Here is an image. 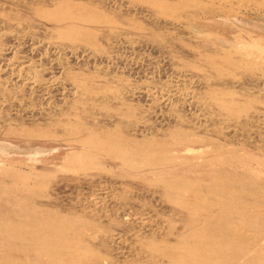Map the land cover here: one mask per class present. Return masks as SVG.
<instances>
[{
	"label": "rangeland",
	"instance_id": "1",
	"mask_svg": "<svg viewBox=\"0 0 264 264\" xmlns=\"http://www.w3.org/2000/svg\"><path fill=\"white\" fill-rule=\"evenodd\" d=\"M0 35V264H167L227 221L262 236L233 210H264V73L247 58L264 0H0ZM179 137L196 151L168 158Z\"/></svg>",
	"mask_w": 264,
	"mask_h": 264
},
{
	"label": "bare ground",
	"instance_id": "2",
	"mask_svg": "<svg viewBox=\"0 0 264 264\" xmlns=\"http://www.w3.org/2000/svg\"><path fill=\"white\" fill-rule=\"evenodd\" d=\"M12 1V0H11ZM22 1V0H21ZM55 1V0H54ZM60 1V0H59ZM104 1V0H103ZM113 1V0H112ZM152 1V0H151ZM175 1V0H174ZM182 1V0H181ZM228 1V0H227ZM64 2V1H63ZM187 2V1H186ZM36 3V2H35ZM57 3V2H56ZM71 3V2H70ZM69 3V5H70ZM214 3V2H213ZM220 3V2H219ZM227 3V2H226ZM40 4V3H39ZM194 4V3H193ZM47 5V4H46ZM85 5V4H83ZM88 5V4H87ZM181 5V4H180ZM179 5V6H180ZM195 5V4H194ZM226 5V4H225ZM231 5V4H230ZM61 6V5H60ZM79 6V5H78ZM76 6V7H78ZM98 6V5H97ZM110 6V5H109ZM196 6V5H195ZM202 6V5H201ZM208 6V5H207ZM65 7V6H64ZM73 7V6H71ZM74 7V8H76ZM13 8V7H12ZM23 8V6H22ZM40 8V7H38ZM52 8V7H51ZM190 8V7H189ZM205 8V7H204ZM213 8V7H212ZM16 9V8H15ZM37 9V8H35ZM67 9V8H66ZM70 9V8H69ZM82 9V8H81ZM86 9V8H85ZM89 9V7H88ZM87 9V11H89ZM184 9V8H182ZM211 9V7H210ZM215 9V8H214ZM227 9V8H226ZM232 9V8H231ZM22 10V9H21ZM34 10V9H33ZM60 10V9H59ZM115 10V9H114ZM37 11V10H36ZM56 11V10H55ZM90 11H93V10H90ZM95 11V10H94ZM93 11V12H94ZM234 11V10H233ZM29 12V11H27ZM77 12V11H76ZM182 12H184L182 10ZM9 13V12H7ZM24 13V12H23ZM45 13V12H44ZM43 13V14H44ZM60 13V12H59ZM97 13V12H96ZM179 13V12H178ZM186 13V12H185ZM36 14V13H35ZM47 14V13H45ZM55 14V13H54ZM37 15V14H36ZM108 15V14H107ZM101 19H102V16H100ZM40 18V17H39ZM58 18V17H57ZM97 18V17H96ZM43 19V18H42ZM59 19V18H58ZM57 19V20H58ZM100 19V18H98ZM97 19V20H98ZM110 19V18H109ZM108 19V20H109ZM45 20V19H44ZM104 20V19H103ZM102 20V21H103ZM112 20V19H110ZM127 20V19H126ZM47 21V20H46ZM99 21V20H98ZM231 21V20H230ZM31 24V23H30ZM117 24V23H116ZM115 24V25H116ZM121 24V23H120ZM117 26V25H116ZM119 26V25H118ZM48 29V28H47ZM111 29V28H110ZM113 31V30H112ZM115 31V30H114ZM47 32V31H46ZM92 32V31H91ZM172 32V31H171ZM7 33V32H6ZM18 33V31H17ZM21 34V33H20ZM22 35V34H21ZM1 36V35H0ZM31 36V35H30ZM104 36V35H103ZM123 36V35H122ZM59 37V36H58ZM126 37V36H125ZM93 38V37H91ZM85 39V38H83ZM20 40V39H19ZM43 40V39H42ZM48 40V39H47ZM94 40V39H93ZM22 41V40H21ZM65 41V40H64ZM86 41V40H85ZM96 41H97V38H96ZM153 41V40H152ZM72 42V41H71ZM65 43V42H64ZM4 44V43H3ZM6 44V43H5ZM41 44V43H40ZM44 44V43H43ZM63 44V42H62ZM9 45V44H8ZM48 45V44H47ZM56 45V44H55ZM54 45V46H55ZM73 45V44H72ZM121 45V44H120ZM79 46V45H78ZM90 46V45H89ZM93 46V45H92ZM158 46V45H157ZM231 46V45H230ZM12 47V46H11ZM23 47V46H22ZM72 47V46H71ZM77 47V46H76ZM250 47V46H249ZM20 48V47H19ZM35 48V47H34ZM96 48V47H95ZM3 49V48H2ZM22 49V48H21ZM88 49V48H87ZM94 49V48H93ZM98 49V48H97ZM198 49V48H197ZM239 49V48H238ZM241 49V47H240ZM20 50V49H19ZM99 50V49H98ZM235 50V49H234ZM244 50V49H243ZM246 50V49H245ZM248 50V49H247ZM246 50V51H247ZM142 51V50H141ZM242 51V50H241ZM9 52V51H8ZM70 52V51H69ZM243 52V51H242ZM242 52H239V53H242ZM3 53V52H2ZM11 53V52H10ZM45 53V52H44ZM236 53V52H235ZM238 53V54H239ZM251 53V52H250ZM14 54V53H13ZM224 54V53H223ZM60 55V54H59ZM75 55V54H74ZM139 55V54H138ZM226 55V54H225ZM224 55V56H225ZM240 55V54H239ZM27 56V55H26ZM67 56V55H66ZM76 56V55H75ZM214 56V55H213ZM223 56V55H222ZM94 57V56H93ZM100 57V56H99ZM82 58V57H81ZM247 58L249 59L250 62L254 63V66L257 68L256 70H258L260 73H264V54H248L247 55ZM210 59V58H209ZM208 59V60H209ZM14 60H17V59H14ZM54 60V59H53ZM107 60V59H106ZM143 60V59H142ZM211 60V59H210ZM215 60V59H214ZM12 61V60H11ZM95 61V60H94ZM213 61V60H211ZM218 62V60H215ZM221 61V60H220ZM219 61V62H220ZM139 62V61H138ZM142 62V61H140ZM225 62V61H224ZM237 62V61H236ZM208 63V62H207ZM221 63V62H220ZM226 63V62H225ZM234 63V62H232ZM231 63V64H232ZM251 63V64H252ZM57 64V63H56ZM107 64V63H106ZM186 64V63H185ZM210 64V63H208ZM228 64V63H227ZM240 64V63H239ZM250 64V65H251ZM24 66V65H23ZM68 66V65H67ZM210 66V65H209ZM224 66V65H223ZM229 66V65H227ZM252 66V65H251ZM99 67V66H98ZM108 67V65H107ZM198 67V66H197ZM232 67V66H230ZM241 67V66H240ZM239 67V68H240ZM127 68V67H126ZM213 68V67H212ZM234 68V67H233ZM242 68V67H241ZM109 69V68H108ZM5 70V69H4ZM40 70V69H39ZM68 70V69H67ZM2 71H3V68H2ZM18 71V70H17ZM16 71V72H17ZM14 72V71H13ZM19 72V71H18ZM48 72V71H47ZM78 72V71H77ZM117 72V71H116ZM3 74V73H2ZM199 74V73H198ZM22 75V74H20ZM26 75V74H25ZM59 75V74H58ZM207 75V74H206ZM209 75V74H208ZM211 75V74H210ZM17 76V75H16ZM127 76V75H126ZM263 76V75H262ZM213 77V76H212ZM224 77V76H223ZM3 78V77H2ZM18 78V77H17ZM16 78V79H17ZM20 78V76H19ZM18 78V79H19ZM38 78V77H37ZM130 78V77H129ZM53 79V78H52ZM193 79V78H192ZM208 78H206L207 80ZM131 80V79H130ZM3 81V80H2ZM24 81V80H22ZM29 82V80H28ZM26 81V83H28ZM36 82V81H35ZM31 83V81H30ZM152 84V83H151ZM91 85V84H90ZM123 85V84H122ZM25 86V85H24ZM63 86V85H62ZM96 86V85H95ZM143 86V85H142ZM6 87V86H5ZM27 87V86H26ZM78 87V85H77ZM118 87V86H117ZM264 87V86H263ZM64 88V87H63ZM147 88V87H146ZM157 88V87H156ZM169 88V87H168ZM77 89V88H76ZM130 89V88H129ZM158 89V88H157ZM163 89V88H161ZM229 89V88H228ZM23 91V90H22ZM76 91V90H75ZM96 91V90H95ZM117 92V91H116ZM165 92V91H164ZM163 92V93H164ZM243 92V91H242ZM50 94V93H49ZM64 94V93H63ZM118 94V93H117ZM120 94V92H119ZM128 94V93H127ZM143 94V93H142ZM184 94V93H183ZM144 95V94H143ZM156 95V94H155ZM163 95V94H162ZM222 95V94H221ZM18 96V95H17ZM220 96V95H219ZM9 97V96H8ZM155 97V96H154ZM22 99V98H21ZM25 99V98H23ZM107 100V99H106ZM159 100H162V99H159ZM33 102V101H32ZM212 102V101H211ZM20 103V101H19ZM184 103V102H183ZM41 104V103H40ZM111 104V103H110ZM206 104V103H205ZM219 105V104H218ZM260 105V104H259ZM73 106V105H72ZM165 106V105H164ZM41 107V106H40ZM39 107V108H40ZM44 109V108H43ZM115 109V108H114ZM210 110V109H209ZM261 110V109H260ZM127 111V110H126ZM129 111V110H128ZM258 111V110H257ZM264 111V110H263ZM19 113V112H18ZM26 114V113H25ZM87 114V113H86ZM174 114V113H173ZM260 114V113H259ZM90 115V114H89ZM112 115V114H111ZM128 115V113H127ZM131 115V114H130ZM134 115V114H133ZM186 115V114H185ZM235 115V114H233ZM23 116V115H22ZM123 116V115H122ZM129 116V115H128ZM135 116V115H134ZM126 117V116H125ZM246 117V116H245ZM264 117V116H262ZM118 118V117H117ZM120 118V117H119ZM214 118V117H213ZM121 119V118H120ZM206 119V118H205ZM91 120V119H90ZM194 120V119H193ZM89 121V120H88ZM4 122V121H3ZM92 122V121H91ZM67 124V123H66ZM75 124V123H74ZM84 124V123H83ZM99 124V123H98ZM130 124V123H129ZM256 124V123H255ZM81 126H82V123H81ZM131 126V125H130ZM138 126V125H137ZM10 127V126H9ZM178 127V126H177ZM234 127V126H233ZM130 128V127H129ZM129 130V129H128ZM85 131V130H84ZM88 131V130H87ZM258 131V130H257ZM75 132V131H74ZM82 132V131H81ZM91 132V130H90ZM99 132V131H98ZM115 132V131H114ZM137 132V131H136ZM69 133V132H67ZM84 133V132H83ZM110 133V132H109ZM108 133V134H109ZM35 134V133H34ZM85 134V133H84ZM91 134V133H90ZM94 134V133H93ZM96 134V133H95ZM45 135V134H43ZM111 135V134H110ZM109 135V136H110ZM163 135V134H162ZM54 136V135H53ZM71 136V135H70ZM103 136V135H102ZM106 136V135H104ZM147 136V135H146ZM154 136V135H153ZM88 137V136H86ZM116 137V136H115ZM119 137V136H118ZM117 137V138H118ZM16 138V137H15ZM113 138V137H112ZM249 138V137H248ZM71 139V138H70ZM77 139V138H76ZM115 139V138H113ZM202 139V138H201ZM78 140V139H77ZM87 140V139H86ZM109 140V139H108ZM111 140V138H110ZM119 140V139H118ZM83 141V140H82ZM94 141V140H93ZM112 141V140H111ZM145 142V141H144ZM203 142V141H201ZM93 143V142H92ZM96 143V142H95ZM125 143L124 140H121L120 141V145ZM164 143V142H163ZM154 144V143H153ZM193 142L192 141H189L187 140V138H182V137H179L175 142H173L172 144H169L167 145V148H166V151H168L166 154L168 156V158H170L171 156L174 155V157H172V159H178L180 158V153L182 152H187V151H196L193 149ZM201 144V143H200ZM112 145V144H111ZM126 145H127V142H126ZM199 144L197 143L196 146H198ZM215 145V144H214ZM213 144H208V146H211L213 147V149L215 148ZM15 146V145H14ZM85 146V145H84ZM109 146V145H108ZM107 146V147H108ZM113 146V145H112ZM111 146V147H112ZM144 146V145H143ZM94 147V146H93ZM120 147V146H119ZM123 147V146H122ZM121 147V148H122ZM192 147V149H190ZM116 148V146L114 147ZM202 148V147H200ZM45 149V148H44ZM109 149V147H108ZM123 149V148H122ZM204 149V148H203ZM208 150V148H205ZM1 150H4L1 148ZM111 150V149H110ZM114 150V149H112ZM118 150V149H116ZM121 150V149H120ZM126 150V149H125ZM199 150V149H198ZM7 151V149L5 150ZM87 150H85L84 152H86ZM89 151V150H88ZM98 151V150H97ZM146 151V149H145ZM151 151V149H150ZM17 152V151H16ZM27 152V151H26ZM82 152V153H84ZM105 152V151H104ZM108 152V151H106ZM149 152V150H148ZM200 152V151H199ZM211 152V151H210ZM21 153V152H19ZM174 153V154H173ZM196 153V152H195ZM198 153V152H197ZM8 154V153H7ZM184 154V153H183ZM25 155V154H24ZM130 155V154H128ZM141 155V154H140ZM195 155V154H194ZM203 155V154H201ZM200 155V158H203L201 157ZM208 155V154H206ZM145 156V155H144ZM166 156V155H165ZM204 156V155H203ZM232 156V155H231ZM230 156V157H231ZM115 158L112 159V161H121V157L118 155V154H115L114 156ZM194 157V156H193ZM146 158V157H145ZM148 158V157H147ZM196 158V157H194ZM198 158V156H197ZM229 158V157H228ZM138 159V158H137ZM186 159V157H185ZM184 159V160H185ZM188 159V158H187ZM167 161V159H165ZM171 160V159H170ZM200 160V159H199ZM198 160V161H199ZM144 161V160H143ZM174 161V160H173ZM183 161V160H181ZM180 161V162H181ZM190 161H191V158H190ZM215 161L214 160H211ZM150 162V161H149ZM176 162V161H175ZM194 162H197V161H194ZM193 162V163H194ZM227 162V161H226ZM178 163V162H177ZM200 163V162H199ZM199 163H197V165H200ZM207 162H205V165H206ZM171 164V163H170ZM196 164V163H195ZM204 164V163H203ZM165 165V164H164ZM167 165V163H166ZM191 165V164H190ZM225 165V164H224ZM140 166V165H139ZM169 166V165H168ZM172 166V165H171ZM180 166V165H179ZM146 167V166H145ZM185 167V166H184ZM155 168V166H154ZM192 168V167H191ZM160 169V168H158ZM176 169V168H175ZM181 169V167H180ZM179 169V170H180ZM205 169V168H204ZM169 170V169H168ZM174 170V169H173ZM177 170V169H176ZM183 171V169H181ZM157 171V170H156ZM171 171V169H170ZM178 171V170H177ZM186 171H189L186 169ZM163 173V172H161ZM175 173V171H174ZM186 173V172H185ZM196 173V172H195ZM243 173V172H242ZM171 174V173H170ZM181 174V172L179 173ZM245 174V173H244ZM243 174V175H244ZM184 175V174H183ZM182 175V176H183ZM188 175V173H187ZM246 175V174H245ZM244 175V176H245ZM248 175V174H247ZM175 176V174L173 175ZM180 176V175H179ZM126 177V176H125ZM178 177V176H177ZM221 177V176H220ZM245 178V177H244ZM173 179V178H172ZM257 179V177H256ZM262 179V178H261ZM259 180V179H257ZM175 181V180H174ZM263 181V180H262ZM264 183H262L261 185H259V183H255L254 187H258L260 192L262 193V197L264 198ZM184 185V184H183ZM106 192V191H105ZM90 195V193H89ZM190 196V195H189ZM192 196V195H191ZM87 197V196H86ZM115 198V197H114ZM183 198V197H181ZM114 201V200H113ZM190 201V200H189ZM198 201V200H197ZM197 201H194L196 203H198ZM200 201V200H199ZM206 201V200H205ZM193 202V200L191 201ZM204 202V201H203ZM217 202V201H216ZM195 203V204H196ZM218 203V202H217ZM222 203V202H221ZM213 206H216V204H213ZM240 207H237L236 209H234L233 211V215H235V217H238L241 221H247L249 219H252L251 221L255 222L256 223L260 220H263L264 221V210L261 208H258L257 206H248V205H239ZM92 207V206H91ZM54 208V207H53ZM233 208V207H232ZM116 209V208H115ZM97 213V212H96ZM122 213V212H121ZM67 217V216H66ZM210 219V218H208ZM231 221V220H230ZM233 221V220H232ZM237 221V220H236ZM204 222V221H203ZM207 222V221H206ZM9 223V222H8ZM70 223V222H69ZM208 223V222H207ZM252 224V223H251ZM250 224V225H251ZM255 224V223H254ZM98 226V225H97ZM100 226V225H99ZM206 226V225H204ZM68 227V226H67ZM176 227V226H175ZM183 227V226H182ZM196 227V226H195ZM167 228V227H166ZM208 228V227H207ZM264 228V227H262ZM170 229V227H169ZM174 229V228H173ZM92 230V229H90ZM167 230V229H166ZM214 230V229H213ZM250 230V229H249ZM260 230V229H259ZM72 231V230H71ZM219 231V229H218ZM17 232V231H16ZM249 233V232H248ZM262 233V234H261ZM261 233L260 237H257L255 236L254 238H249L248 237V234H247V229H245V227H240V224H237L235 225L233 222H229L227 221L226 223V227L223 229V232L219 235V237H208L207 239H201V241H196L193 243L192 247L191 246H185V247H181L179 249H169V250H162L161 252L164 254V256L168 259V263L167 264H256L257 262L258 263H262L264 264V254H261L257 252V250H255L256 248H264V231L261 230ZM251 234V233H249ZM54 235V234H53ZM51 235V233L49 234H46V238H50L52 241H55V238L56 236L54 235ZM173 236V235H172ZM1 237V236H0ZM9 237V236H7ZM191 237V236H190ZM155 238V237H154ZM176 239V238H175ZM23 240V239H22ZM44 240H45V237H44ZM146 240V239H145ZM191 240V239H190ZM195 240V239H194ZM18 241V240H17ZM48 241V240H47ZM149 241V240H148ZM163 241V240H162ZM182 241V240H181ZM150 242V241H149ZM193 242V241H192ZM263 242V244H262ZM50 243V242H49ZM125 243V242H124ZM184 243V242H183ZM22 244V243H21ZM150 244V243H149ZM166 244V242H165ZM170 245V244H168ZM3 246V245H2ZM72 247V246H71ZM171 247V246H170ZM174 246H172L173 248ZM32 248V247H31ZM145 248V247H144ZM175 248V247H174ZM73 250V249H72ZM145 250V249H144ZM260 250L261 252V249H258V251ZM58 252V251H57ZM254 252V253H253ZM60 253V252H59ZM67 253V252H66ZM65 253V254H66ZM56 254V253H55ZM55 254L54 253H44V254H41V255H47L49 257H51V261L49 264H80L79 261L77 259H72V258H66L64 257V259H56L57 257H55ZM58 255V253H57ZM61 255V254H60ZM69 256V255H68ZM104 258H106L104 256ZM28 260V259H27ZM81 260V259H80ZM95 260V259H94ZM107 260V259H105ZM83 261V260H82ZM97 261V260H96ZM106 261H104L105 263ZM10 263V262H9ZM11 264H20V263H14V262H11ZM93 264V263H92ZM100 264V262H99Z\"/></svg>",
	"mask_w": 264,
	"mask_h": 264
}]
</instances>
